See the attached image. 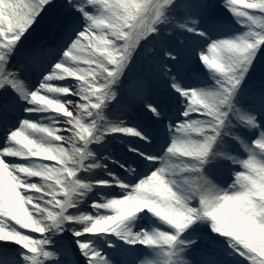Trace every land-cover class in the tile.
<instances>
[{"label":"snow or ice","instance_id":"1","mask_svg":"<svg viewBox=\"0 0 264 264\" xmlns=\"http://www.w3.org/2000/svg\"><path fill=\"white\" fill-rule=\"evenodd\" d=\"M0 264H264V0H0Z\"/></svg>","mask_w":264,"mask_h":264},{"label":"clouds","instance_id":"2","mask_svg":"<svg viewBox=\"0 0 264 264\" xmlns=\"http://www.w3.org/2000/svg\"><path fill=\"white\" fill-rule=\"evenodd\" d=\"M217 187H218L219 191L216 192L214 195L219 196V197H223L224 195L228 194L227 188H226L225 185L220 184L219 182H217ZM233 194H235V193H233Z\"/></svg>","mask_w":264,"mask_h":264},{"label":"bare ground","instance_id":"3","mask_svg":"<svg viewBox=\"0 0 264 264\" xmlns=\"http://www.w3.org/2000/svg\"><path fill=\"white\" fill-rule=\"evenodd\" d=\"M49 115V113H42V114H37V118H39L40 116H48ZM135 223L137 224V225H141V224H143V225H145V226H147L148 224H149V221L147 220H143V221H141V220H136L135 221ZM114 238H115V240H116V237L115 236H113ZM119 243H123L122 241H119ZM106 249V248H105ZM107 250L108 251H112L111 249H109V248H107Z\"/></svg>","mask_w":264,"mask_h":264},{"label":"rangeland","instance_id":"4","mask_svg":"<svg viewBox=\"0 0 264 264\" xmlns=\"http://www.w3.org/2000/svg\"><path fill=\"white\" fill-rule=\"evenodd\" d=\"M24 2H27V0H24ZM223 12L226 13L228 16L231 15L230 13H227V10H226V9H224ZM164 27H166V26H164ZM231 27L236 28V29H240L241 26L238 25V24H236V23L233 21V23L231 24ZM196 67L199 69V68H203L204 66H203L202 63H200V64L196 65ZM49 115H51V114L49 113ZM99 242H101V241H99Z\"/></svg>","mask_w":264,"mask_h":264}]
</instances>
